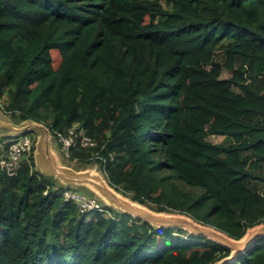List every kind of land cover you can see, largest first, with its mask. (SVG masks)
Wrapping results in <instances>:
<instances>
[{
    "label": "trees",
    "instance_id": "trees-1",
    "mask_svg": "<svg viewBox=\"0 0 264 264\" xmlns=\"http://www.w3.org/2000/svg\"><path fill=\"white\" fill-rule=\"evenodd\" d=\"M0 104L53 136L79 123L96 144L68 159L98 164L111 187L155 211L234 239L264 223V0H0ZM24 133L32 152L14 175L0 169V264H219L230 254L106 206L88 219L35 170L36 135ZM220 264H264V237Z\"/></svg>",
    "mask_w": 264,
    "mask_h": 264
},
{
    "label": "water",
    "instance_id": "water-1",
    "mask_svg": "<svg viewBox=\"0 0 264 264\" xmlns=\"http://www.w3.org/2000/svg\"><path fill=\"white\" fill-rule=\"evenodd\" d=\"M0 110L5 116H8L1 106ZM10 122V126L6 128L7 133L3 136L4 138L24 132L36 133L34 160L39 174L51 179L60 188L83 187L99 197L106 204V207L113 209L116 207L119 209L118 211L143 219L156 228L180 227L188 230L191 234L206 237L228 248L230 254L221 260L219 264L233 261L238 255L253 247L259 238L264 237V223L248 228L246 235L243 236L244 238L234 239L225 232L211 225L202 224L185 213H167L148 208L145 204L134 201L111 187L98 164H89H95L98 168L83 170L76 167L75 161L73 162L67 157L64 162L58 148H51V139L54 136L45 124L32 119L24 121L11 119Z\"/></svg>",
    "mask_w": 264,
    "mask_h": 264
},
{
    "label": "built area",
    "instance_id": "built-area-1",
    "mask_svg": "<svg viewBox=\"0 0 264 264\" xmlns=\"http://www.w3.org/2000/svg\"><path fill=\"white\" fill-rule=\"evenodd\" d=\"M54 139L67 158L72 148H88L96 144L79 123H74L65 132L56 133ZM33 145V139L28 133L0 139V169L7 175H14L23 157L32 152ZM62 195L65 200L74 202L81 213H106L105 205L101 204V200L96 195L87 194L75 187L63 188Z\"/></svg>",
    "mask_w": 264,
    "mask_h": 264
},
{
    "label": "rangeland",
    "instance_id": "rangeland-1",
    "mask_svg": "<svg viewBox=\"0 0 264 264\" xmlns=\"http://www.w3.org/2000/svg\"><path fill=\"white\" fill-rule=\"evenodd\" d=\"M51 54H52V57H53V64H54V66L56 67L57 65H58V63H59V60H60V56H59V54H58V52L57 51H51ZM230 76V73H229V71H227V70H223V73H222V77H229ZM4 99V97L2 98V100ZM208 139L209 140H211L212 142H223V141H226L227 140V138H225L224 136H218V135H216V136H213V135H209L208 136ZM58 146V145H57ZM61 154H63V153H61ZM63 158V157H62ZM67 159V158H66ZM64 162H65V160L64 159H62ZM75 165H76V167H78V168H82L83 170L84 169H91V168H98L95 164H93V165H84L83 163H81V162H76L75 161ZM37 169V168H36ZM98 170V169H97ZM77 189V188H76ZM78 190H80V191H83V192H85V193H87V194H91L87 189H84L83 187H79L78 188ZM61 191H63L62 189H61ZM130 198V197H129ZM101 202V204L104 206V205H106L103 201H100ZM147 205V207L148 208H154L155 206L153 205V204H151V203H146ZM114 209L116 210V211H118L119 209L118 208H116V207H114ZM165 212H167V213H175L174 211H165ZM92 214L93 213H88V215H87V218L89 219H91V216H92ZM106 215H108L109 214V212H106L105 213ZM189 233V231L188 230H186V231H184V233H183V235H187ZM246 235V234H245ZM244 238V237H243ZM242 238V239H243ZM241 239V240H242Z\"/></svg>",
    "mask_w": 264,
    "mask_h": 264
},
{
    "label": "crops",
    "instance_id": "crops-1",
    "mask_svg": "<svg viewBox=\"0 0 264 264\" xmlns=\"http://www.w3.org/2000/svg\"><path fill=\"white\" fill-rule=\"evenodd\" d=\"M11 119L8 117V116H5L1 110H0V138H4L3 136L7 133V127L10 126V122ZM35 133V132H34ZM36 135V133H35ZM35 138L37 139V135L35 136ZM57 142L55 141V139H51V148H58V152L59 154L63 157L62 159H65L66 157L64 156V154H61L63 153L60 148H59V145L57 146ZM35 151V150H34ZM60 156V157H61ZM73 161V160H72ZM74 162V161H73ZM34 163H35V160H34ZM35 170L37 171L36 169V165L34 166ZM38 172V171H37ZM39 173V172H38ZM55 187H59L57 184H55ZM60 188V187H59ZM78 189V188H77ZM90 192V191H89ZM91 193V192H90ZM92 195H95L93 193H91Z\"/></svg>",
    "mask_w": 264,
    "mask_h": 264
}]
</instances>
